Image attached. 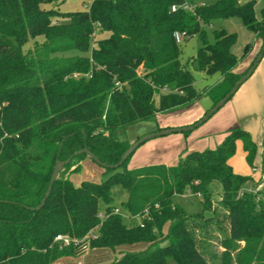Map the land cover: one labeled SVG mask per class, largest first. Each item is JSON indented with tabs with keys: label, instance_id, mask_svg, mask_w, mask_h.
Returning a JSON list of instances; mask_svg holds the SVG:
<instances>
[{
	"label": "trees",
	"instance_id": "trees-1",
	"mask_svg": "<svg viewBox=\"0 0 264 264\" xmlns=\"http://www.w3.org/2000/svg\"><path fill=\"white\" fill-rule=\"evenodd\" d=\"M50 1L0 0V264H55L83 252L61 246L57 234L89 248L144 243L107 264H264V200L238 195L251 177L229 163L238 140L252 163L256 145L246 130L235 127L176 165L129 166L140 143L120 166H108L132 143L119 140L118 129L189 106L202 93L214 105L231 89L255 59L238 70L253 41L236 56L235 32L221 28L209 41L202 24L236 17L263 43L264 7L258 19L255 0L204 1L194 13L171 10L182 0H93L67 12L43 6ZM103 31L108 36H98ZM174 31L201 41L186 63ZM39 36V45L23 50ZM192 70L217 78L200 91ZM84 147L107 165L105 178L75 185L70 175L89 156L74 152ZM70 155L45 197L55 161ZM114 185L126 191V220L113 212ZM188 192L199 193L200 211L173 203Z\"/></svg>",
	"mask_w": 264,
	"mask_h": 264
},
{
	"label": "rangeland",
	"instance_id": "rangeland-1",
	"mask_svg": "<svg viewBox=\"0 0 264 264\" xmlns=\"http://www.w3.org/2000/svg\"><path fill=\"white\" fill-rule=\"evenodd\" d=\"M83 1L86 0H51L50 2L44 3L43 6L46 8L54 7L61 12L84 10L85 7L82 4ZM204 1L206 4H211L214 2V0ZM255 1V14L259 19L260 9L264 7V0ZM202 28L206 32L209 41L213 40V33L221 28H224L228 32H235L237 38L235 43L232 45L231 51L237 56L241 55L243 46L245 43L250 41L253 36L252 32L243 25L239 18L236 17H216L208 23H203ZM108 34L109 33L107 31H103L99 33L98 36L106 37ZM42 41L43 38L41 36L36 37L35 39H30L23 45V50H31L34 48V46L39 45ZM200 45L201 41L196 34H191L187 38L183 39L179 44L180 61L182 63H186L190 57L196 54V51ZM139 71H141V69H139ZM192 74L195 78V86L200 91L210 86L213 79L215 80L217 77L215 74L209 75L198 70H192ZM210 99L211 98L206 94H202L198 99H196L194 102V107L196 109L195 113L202 114V112L209 110L212 107ZM229 100L230 99L226 100L223 105H221L215 112L208 116L207 119L192 129L154 136L141 143L130 157L132 167H145L159 164L176 165L179 159L191 150L203 151L207 148L216 147L223 141L227 131L235 127H239V124L236 121L235 124V122L233 123L230 119ZM182 119H184V116H176L172 112L157 113L153 119L140 120L124 128L118 129L116 131V136L119 140L134 142L137 136L141 137L143 135L158 131L157 128L163 125V129L182 128L188 127L199 120L197 119L195 122L191 121L188 123L183 121L180 123V120ZM166 123H169L171 127H169V125ZM249 136L256 145L252 163L250 164L246 159L245 150L243 149L241 140L236 142L235 151L229 158V163L235 173L251 177L246 185H250L252 188H254L259 183L261 179L260 176L264 170V130H256L253 133H249ZM103 171L104 168L102 166L92 161L89 157H84L81 160L79 171L72 173L70 175V180L75 185H79L82 181L97 182L105 178ZM210 187L214 189L213 199L217 200L220 194L219 185L213 182L210 184ZM111 191L113 195V205L118 208L123 219L126 220L127 214L124 212L121 206V202L127 197L125 189L119 185H114ZM172 200L173 203L181 206L189 213L200 211L202 208L201 199L195 193L188 192L185 194H176L173 196ZM214 205L217 207L216 204ZM102 209L103 207L100 203V211H103ZM219 210L222 211V209ZM144 246V243L123 244L116 246L115 250L125 248L127 250H139ZM89 249L90 248L77 256H73L69 260L70 263L68 264H77V261H83L84 255L89 252ZM220 249V247L215 248V250L218 251H220Z\"/></svg>",
	"mask_w": 264,
	"mask_h": 264
},
{
	"label": "crops",
	"instance_id": "crops-1",
	"mask_svg": "<svg viewBox=\"0 0 264 264\" xmlns=\"http://www.w3.org/2000/svg\"><path fill=\"white\" fill-rule=\"evenodd\" d=\"M238 1L243 2L245 0ZM250 41H253L251 51L244 59H242L238 63V70L240 71L244 70L250 64V62L257 56V54L261 50V45L263 44L258 38H255L254 34ZM213 82L214 79L212 83ZM229 99V116L233 123L236 121L239 124L240 128L246 130L249 133H253L256 130H264V54L257 63L252 73L248 76V78H246V80H244L240 84V86ZM210 101L212 106V99H210ZM194 105L195 104L192 103L191 105L173 111L172 113L176 116H184V119L180 120V123H182L183 121H186L187 123L191 121L195 122L202 115H204L205 112H202L201 110L202 114L195 113L196 109ZM166 124L169 125V123ZM169 127L171 126L169 125ZM160 128L163 129L164 125ZM128 165L132 166L130 160L128 162ZM125 250L127 249L125 248L115 250V248H90L89 252L84 255V260L77 261V264H107L111 262L115 257L120 256L121 253ZM71 258L72 256L61 257L56 260L55 264H68L70 263L69 260Z\"/></svg>",
	"mask_w": 264,
	"mask_h": 264
},
{
	"label": "water",
	"instance_id": "water-1",
	"mask_svg": "<svg viewBox=\"0 0 264 264\" xmlns=\"http://www.w3.org/2000/svg\"><path fill=\"white\" fill-rule=\"evenodd\" d=\"M264 54V39H263V44L261 47L260 52L257 54V56L255 57L253 63L251 64V66L247 69V71L241 75V77L235 82V84L231 87V89L219 100L217 101L208 111L207 113H205V115H203L197 122H195L194 124L188 126V127H182V128H167V129H160L158 131L143 135L139 138H137L134 142H132L128 148L123 152V154L121 155L119 161L115 164L112 165H108L111 168H117L118 166H120L122 164V162L126 159V157L132 153V151H134V149L142 142L146 141L147 139L154 137V136H159V135H165L171 132H177V131H183V130H187V129H192L193 127L197 126L198 124L202 123L205 119H207L208 116H210L213 112H215L221 105H223V103L237 90V88L240 86V84L246 80V78H248V76L252 73V71L254 70V68L256 67L257 63L259 62V60L262 58ZM80 153H86L95 163H97L98 165L105 167L107 166L106 164H104L103 162H101L97 156H95L91 151H89L86 147L79 149L78 151L74 152V155L76 154H80ZM73 155H70L68 158H66L65 160H60L57 159L55 161V164L53 166L52 172H51V176H50V180L48 183V188H47V192L45 194V197L49 194V191L52 187L53 181L55 180V178L58 175V172L64 167V165H66L67 163H69V161L71 160ZM45 197L42 199V201L40 202L39 205H37L36 207H34V209H39L45 200Z\"/></svg>",
	"mask_w": 264,
	"mask_h": 264
},
{
	"label": "built area",
	"instance_id": "built-area-1",
	"mask_svg": "<svg viewBox=\"0 0 264 264\" xmlns=\"http://www.w3.org/2000/svg\"><path fill=\"white\" fill-rule=\"evenodd\" d=\"M43 1H46V0H43ZM92 1L93 0H86V1L82 2L85 9L89 8V5ZM204 4H205L204 0H182V2L180 4H173L171 6V10L175 11L177 9H181V10L189 12V13H194L195 9L197 7L202 6ZM172 35H173L174 40L177 43H180L184 39V37L186 36L184 31H174ZM260 178H259L260 179L259 183L254 188H252L250 185H248V186L245 185L244 187L239 189L238 195H242V193H244V192H249L255 196L256 200H264V170H263ZM196 195L199 196V193H196ZM113 212H115V213L119 212L118 208H114ZM146 213H147V211H144V215ZM98 217L102 218L103 213L102 212L98 213ZM135 219H137L138 222H141V217L139 215H136ZM54 240L58 241L61 244V246H67L69 244L79 245V246H81L83 252L89 248L88 242H82L79 240H74L65 234H57L54 237Z\"/></svg>",
	"mask_w": 264,
	"mask_h": 264
}]
</instances>
